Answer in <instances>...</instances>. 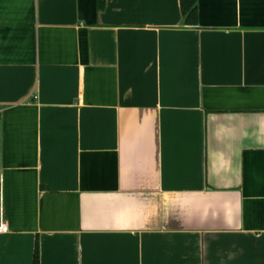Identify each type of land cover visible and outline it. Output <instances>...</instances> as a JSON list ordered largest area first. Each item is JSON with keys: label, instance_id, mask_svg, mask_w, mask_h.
<instances>
[{"label": "crops", "instance_id": "1", "mask_svg": "<svg viewBox=\"0 0 264 264\" xmlns=\"http://www.w3.org/2000/svg\"><path fill=\"white\" fill-rule=\"evenodd\" d=\"M37 242L264 264V0H0V264Z\"/></svg>", "mask_w": 264, "mask_h": 264}, {"label": "trees", "instance_id": "2", "mask_svg": "<svg viewBox=\"0 0 264 264\" xmlns=\"http://www.w3.org/2000/svg\"><path fill=\"white\" fill-rule=\"evenodd\" d=\"M183 13L187 16V21H192L196 15V0H181ZM35 264H38L39 260V244L37 242L35 247Z\"/></svg>", "mask_w": 264, "mask_h": 264}, {"label": "built area", "instance_id": "3", "mask_svg": "<svg viewBox=\"0 0 264 264\" xmlns=\"http://www.w3.org/2000/svg\"><path fill=\"white\" fill-rule=\"evenodd\" d=\"M6 229H7L6 225L3 224V225L1 226V230H2V231H5Z\"/></svg>", "mask_w": 264, "mask_h": 264}]
</instances>
